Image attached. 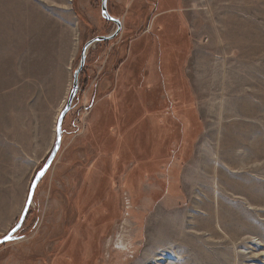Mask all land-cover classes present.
<instances>
[{
  "label": "rangeland",
  "instance_id": "374dc122",
  "mask_svg": "<svg viewBox=\"0 0 264 264\" xmlns=\"http://www.w3.org/2000/svg\"><path fill=\"white\" fill-rule=\"evenodd\" d=\"M107 8L121 32L87 51L61 149L0 264H264V237L236 233L264 223V0ZM116 30L102 0H0V240L85 45Z\"/></svg>",
  "mask_w": 264,
  "mask_h": 264
},
{
  "label": "water",
  "instance_id": "95a60500",
  "mask_svg": "<svg viewBox=\"0 0 264 264\" xmlns=\"http://www.w3.org/2000/svg\"><path fill=\"white\" fill-rule=\"evenodd\" d=\"M102 15L109 21L114 23L117 26V30L116 32L109 36V37H99L91 42H89L88 44L85 45L83 51H82V56H81V63L79 68L77 69V71L74 74L73 77V87H72V91L66 101V104L64 106V108L62 109L58 120H57V126H56V140L54 143V146L52 148V151L50 152V155L45 163V165L43 166V168L41 169V171L39 172L38 176L33 180L30 190H29V194H28V198H27V202H26V206L23 210L22 216L17 224V226L8 234L6 235L4 238H2L0 240V246L5 245L7 243H9L12 238L21 230L27 215L29 213L30 207L32 205V201H33V196L35 193L36 188L38 187V185L40 184V182L42 181V179L45 177V175L47 174V172L51 169L60 149H61V145H62V136H63V124L65 121V118L67 117V115L69 114V112L72 109L73 103H74V99L77 95V91L79 88V78H80V74L83 71L85 64H86V57H87V51L96 43H101V42H106V41H110L115 39L121 32L122 29V25L120 23V21H118L117 19L111 17L108 13V8H107V0H102Z\"/></svg>",
  "mask_w": 264,
  "mask_h": 264
},
{
  "label": "bare ground",
  "instance_id": "6f19581e",
  "mask_svg": "<svg viewBox=\"0 0 264 264\" xmlns=\"http://www.w3.org/2000/svg\"><path fill=\"white\" fill-rule=\"evenodd\" d=\"M256 115V113H252L251 114V117H254ZM254 132H256V128H254L253 130ZM260 135L262 136V138H264V131L263 130H260L259 131ZM240 162L242 163L241 159H240ZM241 163L239 165H241ZM246 169V168H245ZM249 176L246 174V179L248 178ZM212 182V181H211ZM213 185V184H211ZM221 188V187H220ZM223 189V188H222ZM202 191L206 193L207 197L210 201H212L213 203V195L215 194L214 192H216L217 190L212 187V186H208L206 184V186H202ZM238 195L240 197H247V194L244 193V192H238ZM217 197H218V200L219 202H223L224 200H226L227 198L225 197V192L221 193L219 192V194H217ZM214 204V203H213ZM212 204V205H213ZM211 214H212V208H211V213L209 214V217H211ZM243 214V218H246V214L245 213H242ZM260 227H251L249 229H240L239 227L237 228V231L236 233H238V236H240V234L242 235H245V234H250V235H260L261 237H264V234L260 232V230L264 227V223H259ZM237 226V225H236ZM264 230V229H263ZM235 233V234H236ZM256 238H250L247 242H243V246H246V245H251V246H255L257 248V246H261L262 245V242L260 239L257 240ZM243 256L245 255V259H253L252 258V255L250 257H247V255L251 254V252L249 253H241Z\"/></svg>",
  "mask_w": 264,
  "mask_h": 264
},
{
  "label": "crops",
  "instance_id": "0c3cea01",
  "mask_svg": "<svg viewBox=\"0 0 264 264\" xmlns=\"http://www.w3.org/2000/svg\"><path fill=\"white\" fill-rule=\"evenodd\" d=\"M60 112H61V110H60ZM172 136H169V138L168 139H170ZM162 139H163V137L161 136V137H158L157 136V143H161L162 142ZM167 139V140H168ZM174 141H176V140H174ZM55 142H54V138H52V136L49 138V141H48V143H47V145H48V152L50 153V151L52 150V148H53V144H54Z\"/></svg>",
  "mask_w": 264,
  "mask_h": 264
}]
</instances>
